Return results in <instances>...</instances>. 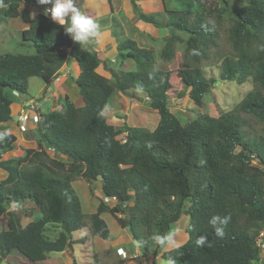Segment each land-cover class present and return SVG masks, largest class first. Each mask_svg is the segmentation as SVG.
Returning a JSON list of instances; mask_svg holds the SVG:
<instances>
[{
    "label": "trees",
    "instance_id": "obj_1",
    "mask_svg": "<svg viewBox=\"0 0 264 264\" xmlns=\"http://www.w3.org/2000/svg\"><path fill=\"white\" fill-rule=\"evenodd\" d=\"M44 2L0 0V12L6 18L18 17L22 3ZM168 3L162 11H143L137 0H130L137 20L167 31L158 54L130 37L117 38L116 60L130 61L133 69L110 68L95 49L85 47L73 13L62 22L36 13L18 32L20 45L33 47L34 53L0 54V124L12 119L14 92L26 94L33 76L52 83L70 58L79 67L72 80L82 101L77 105L64 95L59 108L39 111L37 146L23 148L21 156L3 158L16 148L17 138L0 130V168L7 173L0 179V216L13 204L31 205L40 212L23 226L8 219V228L0 231V261L17 251L39 262L50 252L83 242L72 241V233L83 228L91 236L112 239L102 217L109 213L128 230L143 257L187 215V242L163 252L164 260L264 262L258 245L264 229V0ZM176 58L179 64L172 67ZM215 64L220 79L238 84L250 79L252 88L218 116L195 111L194 118L182 122L169 107L173 75L182 84L178 96L188 95L202 107L216 80L206 77L203 69ZM101 65L110 77L98 72ZM134 89L158 112L154 129L107 122L104 110L110 98ZM79 179L88 184L101 180L103 194L114 197L115 203L99 200L95 211L84 212L72 186ZM49 224L60 227L54 239L44 235ZM113 251L102 253L108 257ZM117 262L122 261L103 264Z\"/></svg>",
    "mask_w": 264,
    "mask_h": 264
},
{
    "label": "rangeland",
    "instance_id": "obj_2",
    "mask_svg": "<svg viewBox=\"0 0 264 264\" xmlns=\"http://www.w3.org/2000/svg\"><path fill=\"white\" fill-rule=\"evenodd\" d=\"M49 1V0H48ZM66 1L65 7L70 9V12L73 13L74 19L80 23V33H81V43L85 47H92L93 49L98 52L99 57L105 61L108 66L115 70L119 69H133L134 65L130 61H126L125 63L121 64L118 60H116V45L114 43L117 40L114 37V30L117 33L119 39L124 37H130L134 39L139 45L145 46L148 48H152L157 54L160 48L163 45L162 37L167 34V31L164 29H158L150 24H146L137 20L134 16L132 11V6L130 4V0H97L96 4L90 5L91 0H78L75 2L74 0H58V2ZM138 3L141 5L143 11H156V10H163L164 7H169L168 0H137ZM55 1H50L49 7L55 8L56 12L53 14H49L46 12L45 7L42 4L32 3L30 5L22 3L19 7V16L13 18H6L0 12V54L3 52H22L33 54L34 48L30 46H22L20 45L21 38L18 34L20 30L27 27L29 21L32 17L38 13L43 12L48 14L52 17L53 20L62 22L63 16H57V8L61 7L60 3ZM83 3L89 4L88 7H83ZM78 4L79 6H76ZM45 5V4H44ZM95 6L96 10L93 9ZM112 10H111V8ZM77 8V10H76ZM87 10H90L87 12ZM68 12V13H70ZM90 13V14H89ZM98 13V16H94L92 14ZM99 25H109L110 28L106 27L104 30H99L97 33H94V29L98 28ZM83 31H82V30ZM114 29V30H113ZM114 37V38H113ZM71 63V64H70ZM179 64L178 58H176L175 62L173 63L172 67H175ZM63 65L64 67L69 69L70 75L78 74V65L74 59H68ZM63 67V66H62ZM62 69V68H61ZM98 72L110 77L109 71L103 69L102 65L97 68ZM204 74L208 78L216 79L211 91L204 96L203 105L202 107L196 106L192 100L187 96L180 98L178 93L182 89V84L179 78L176 75H173L171 79V87L169 89V107L170 110L176 114L182 122L190 120L194 118L196 112H206L212 116H218L223 112H226L232 109L242 98L243 96L252 88L251 80L249 79L243 84H238L234 80H222L219 78V64L206 66L203 69ZM70 81V80H69ZM61 85L59 88L56 86H50L46 84L41 78L37 76L30 77L28 81V90L26 94H19V97H16L15 103L21 102L27 96L35 97L39 99L41 110L48 111L51 109H56L60 107L59 101L55 102V105L52 107V101H45V90H48V95L52 92H55V96L58 95ZM68 88L67 91H64L68 94V96L74 100L78 97L80 98L78 88L75 83L70 81V84H66ZM63 89H61L60 92ZM9 92V91H7ZM63 94V93H62ZM63 96V95H62ZM138 96V98H134ZM51 97V96H50ZM52 98V97H51ZM81 99V98H80ZM75 102V101H74ZM13 104V103H12ZM18 106L14 105L11 108L12 116H15L18 111ZM30 111V110H29ZM30 113H32L30 111ZM104 114L106 116L107 122L112 124L115 127H120L123 123H127L131 126H140L146 127L148 129H154L159 120V114L156 110L152 109L148 102L146 96L142 94L141 91L136 89L131 91V94H123L120 92H116L109 100L107 107L104 110ZM14 120V118H13ZM18 120V119H16ZM19 124L16 121H7L0 124V128H7L9 130L19 131ZM257 127V132L260 130V126ZM22 132L25 134L28 130V127H25ZM20 132V131H19ZM32 133V132H31ZM34 135V131H33ZM121 138V136H119ZM17 145V143H16ZM50 155L56 156L57 154L54 153L53 150H49ZM3 173L7 174L0 168V179L4 176ZM101 181H92L91 183H86L84 180L79 179L72 183L73 188L75 189L77 195L80 198L81 206L84 212L90 213L95 211L96 206L99 200L105 201L106 204L109 206L113 205L112 201L104 200L103 193L100 187ZM13 207V206H10ZM9 207V208H10ZM32 209L25 210V213H19L20 222H23L28 219H33L35 217L40 216V212L37 211L36 208L31 207ZM18 209L15 212H19ZM6 214L5 218H9L11 214ZM118 216H121L118 214ZM103 219L109 226L112 240H104L99 237L92 236L94 239L92 241L91 250L89 248V256L93 254V251H101L97 254V258L100 259L102 264L104 262H109V255L108 257L103 256L104 250L111 248L112 251H117V247H120L123 253H126L125 250H128L126 254L131 255L133 258L125 259L124 264H149L150 260H152V255H148L149 257L147 260L141 256V249L140 246L136 241H134L127 231L126 228L120 227L114 217L109 213H103ZM186 215L181 216V219L173 225H171L170 229L168 230L165 240L161 245V250L171 249L178 245L183 244L188 240V235L186 230L184 229L185 226V219ZM1 219V218H0ZM189 224V218H188ZM7 227L2 225L0 222V231L6 230ZM86 229L88 235H90L87 228H83L81 230ZM60 230V227L57 225L49 224L45 227L44 235L52 239L54 237V232L58 234L57 231ZM80 232V234H79ZM56 234V235H57ZM74 237H84V233L79 231L73 232ZM79 239V238H78ZM115 241V245L113 242ZM82 242H75V252L73 253L70 249L66 250L65 252H50L47 254V260L43 262H37L39 264H65V259L71 261V256H75L76 264H98L95 261V255H91L89 259H91L90 263H82L81 261L84 260V257L81 256L82 249L84 246L81 245ZM72 244V245H73ZM98 244V245H97ZM123 246V248H122ZM101 248V249H98ZM96 249V250H95ZM125 249V250H124ZM103 250V251H102ZM98 251V252H99ZM156 255H158L159 249L155 248L153 251ZM86 252L83 254L85 255ZM97 253V252H96ZM121 253V252H120ZM66 257H65V256ZM115 255V252L112 253ZM125 255V254H124ZM262 257H264V253L261 252ZM117 257V255H115ZM118 258V257H117ZM125 258V257H124ZM31 263L27 258L19 254L17 251H12L4 260L0 261V264H29ZM122 264V263H120ZM151 264H171L170 262L164 260L160 256L155 258ZM259 264V263H258ZM260 264H264L261 262Z\"/></svg>",
    "mask_w": 264,
    "mask_h": 264
},
{
    "label": "crops",
    "instance_id": "obj_3",
    "mask_svg": "<svg viewBox=\"0 0 264 264\" xmlns=\"http://www.w3.org/2000/svg\"><path fill=\"white\" fill-rule=\"evenodd\" d=\"M99 1V0H98ZM57 3H60V2H57ZM56 3V4H57ZM67 2L66 1H62L60 4L62 5L61 7H59V8H57V10H58V12H57V16H63V15H65L66 13H68V12H70V9L71 8H69V11H68V8H66L65 7V4H66ZM97 3V0H91V2H90V5H93V4H96ZM89 6V4H85V3H83V7H88ZM93 9L94 10H96V8H95V6L93 7ZM90 10H87V12H89ZM56 12V11H55ZM90 14V13H89ZM92 15H94V16H98V13H96V14H92ZM106 27H108V28H110V26L109 25H99L98 26V28H96V29H94V33H97L99 30L101 31V30H104ZM24 29V28H23ZM82 30V29H81ZM114 30V29H113ZM83 31V30H82ZM114 37H116L115 39L117 40V38H118V36H117V33H116V31L114 30ZM113 37V38H114ZM114 45H116V42L114 43ZM96 50H98V49H96ZM72 58H70V60H71ZM71 64V63H70ZM65 65H63V67H62V69L60 70V72H59V74L57 75V77L52 81V83H50V84H48L49 85V87L50 86H56L57 88H59V85H61L60 87V89H58V91H59V93H58V95L57 96H55L54 94H55V92H52L51 94H50V96L52 97H50L49 95H48V90H45V101L47 100V101H49V103H50V100L52 101V104H51V106L53 107L54 105H55V102H57V101H59V103H60V99L64 96V95H68L67 93H65L64 91H67L68 90V88L66 87V84H70V81L71 82H73V80H72V78L73 77H75V76H77L78 74H76V75H70V72H69V69L68 68H66V67H64ZM78 72H79V69H78ZM70 80V81H69ZM74 83V82H73ZM61 89H63L62 91L63 92H60L61 91ZM63 93V94H62ZM63 95V96H62ZM20 96V95H19ZM19 96H16V97H19ZM70 98V97H69ZM71 99V98H70ZM72 101H73V99H71ZM31 101H35V104L37 105V108H38V110L39 111H42V112H45L44 110H41V107H40V103H42V101L41 102H39V99L38 98H35V97H29V96H27L26 98H24L21 102H18V103H15V102H13V104L11 105V108L13 107V109H15L14 108V105H18L19 104V106H18V111H21V109L23 108V106L24 105H26V104H28L29 102H31ZM75 101V103L77 104V105H81L82 104V101H81V99L78 97L76 100H74ZM58 107V106H57ZM56 107V108H57ZM13 118H14V120H13ZM18 118V115H15V116H12V119L10 120V121H15L16 119ZM28 124H29V127H28V130L29 131H27L25 134H23L22 132L23 131H15V130H9V129H7V128H0V130H4V131H7V132H11V133H13L15 136H16V138H17V140H16V143H17V145H16V148L14 149V150H12V151H10V152H8V153H6V154H4L3 155V158L4 159H6V158H9V157H17V156H21L22 155V149L23 148H36V146H37V142H36V140H35V134L33 135V131H34V128H35V124L34 123H32L31 121H29L28 122ZM32 132V133H31ZM56 157H59V155L57 154L56 155ZM3 177L2 178H4V177H6V174L5 173H3ZM27 209H29V210H31L32 208L31 207H29V206H27L26 208L25 207H21V209H20V211L19 212H15V211H17L18 210V208L17 207H15V206H13V207H10L9 208V214H11V216H10V219H11V224L12 225H14V226H18V225H25V223L26 222H28L30 219H28V220H26V221H24L23 220V222H20V216H19V213H25L26 211L25 210H27ZM4 216L6 217V215H3V216H0V222H1V224L2 225H4V226H6V227H8V220H7V218H5L4 219ZM188 216L186 217V219H185V226L187 227V224H188ZM47 227V226H46ZM186 227L184 228L185 230H186ZM81 232H83L84 233V237L82 238V237H79V235L77 236V237H74V234L72 233V241H80L81 239L80 238H82L83 239V242L81 243V245H83L84 246V249H82V252L84 253V252H86L85 253V255L82 253L81 254V256L82 257H84V260H82L81 262L82 263H90L91 262V259H89V257H91V255H94V254H96V252L97 253H100L101 251H96V252H94L93 251V254H91L90 256H89V251L91 250V243H92V241H93V239L95 238H93L92 236H89L88 235V232L86 231V229H84V230H80ZM128 231V230H127ZM57 232H59V231H57ZM57 233L56 232H54V237L53 238H55L57 235H56ZM79 234H80V232H79ZM52 238V239H53ZM79 238V239H78ZM95 240V239H94ZM112 240V239H111ZM113 244L115 245V241L113 242ZM98 245V244H97ZM88 247H90V250H89V248ZM117 248H120V247H117ZM122 248H123V246H122ZM68 249H70L73 253L75 252V247H74V244L71 246V247H67V248H65L62 252H65V254H66V250H68ZM98 249H101V248H98ZM157 249V248H156ZM96 250V249H95ZM106 250V249H105ZM104 250V251H105ZM125 250V249H124ZM167 250H169V249H166V250H161L160 251V253H158V255H156L154 252L153 253H151L150 255H152V260H150V262H149V264H151L153 261H155V258H157V256H160L161 257V254H162V252H164V251H167ZM103 251V250H102ZM113 252H115V251H113ZM112 252V253H113ZM125 252L127 253V252H129L128 250H125ZM112 253H110V256H109V258L111 259V261H118V258L115 256L116 255V253H115V255H112ZM67 255V254H66ZM129 255V254H128ZM65 256V255H64ZM141 256H142V254H141ZM66 257V256H65ZM129 257L130 258H133L132 257V254L131 255H129ZM143 257V256H142ZM144 259H148L149 257H143ZM71 261H69L68 259H65V264H76V258H75V256H71ZM45 260H47V255H46V258L44 259V260H42V261H40V262H43V261H45ZM29 264H39V263H29ZM122 264H124V263H122ZM126 264H127V262H126Z\"/></svg>",
    "mask_w": 264,
    "mask_h": 264
},
{
    "label": "clouds",
    "instance_id": "obj_4",
    "mask_svg": "<svg viewBox=\"0 0 264 264\" xmlns=\"http://www.w3.org/2000/svg\"><path fill=\"white\" fill-rule=\"evenodd\" d=\"M50 1H55V2H58V0H45V2H44V4H42L44 7H45V10H46V12L47 13H49V14H53V13H55V8H50L49 7V3H50ZM55 5H57V4H55ZM47 8H49L50 9V12H48L47 11ZM70 13H72V12H70ZM14 94L16 95V96H19V94L18 93H16V92H14ZM31 106H33V108H31ZM58 108V107H57ZM32 112V113H30V111ZM22 111H27L28 112V114H29V116H30V118H29V120L27 121V123H26V127H29V124H28V122L29 121H31L32 123H36L37 121H38V119H37V121H33L32 120V115L34 114V115H36L37 116V118H39L38 117V112H39V110H38V108H37V105L35 104V101H31V102H29L28 104H26V105H24L23 106V108L21 109V111H19L16 115H18V120H15L16 121V123L18 124L19 123V114H21V112ZM11 114H12V111H11ZM19 131H23V130H20V128H19ZM23 132H25V131H23ZM4 171V170H3ZM2 179V178H1ZM97 181V180H96ZM101 181V180H100ZM94 182V181H93ZM101 184H102V182H101ZM101 184H100V187H101ZM103 193V192H102ZM103 197H105V199L104 200H106V201H112L113 202V204L115 203V198L114 197H107V196H105V195H103ZM105 202V201H104ZM11 206H15V207H17L18 209H21V207H18V206H16V204H13V205H11ZM29 207H32L31 205H28ZM6 215V214H5ZM1 216H3V215H1ZM183 216V215H182ZM187 216V215H186ZM189 217V216H188ZM10 218V217H9ZM9 218H7V220L9 219ZM181 219V218H180ZM30 221V220H29ZM27 223V222H26ZM25 223V224H26ZM21 226H23V225H21ZM187 226H188V224H187ZM8 228V227H7ZM186 229H187V227H186ZM59 233V232H58ZM187 233V232H186ZM263 233V234H262ZM58 235V234H57ZM166 237V236H165ZM83 238V237H82ZM82 238H80V239H82ZM54 239V238H53ZM165 240V238H163V240L160 242V245L159 246H157V247H155V248H158L159 249V252L161 251V245H162V243H163V241ZM75 242V241H74ZM187 242V241H186ZM185 243V242H184ZM258 245L260 246V248H261V252H263L264 253V229L261 231V233H260V237L258 238ZM67 248V247H66ZM154 248V249H155ZM115 251V250H114ZM154 251V250H153ZM121 252V253H120ZM165 252V251H164ZM19 253V252H18ZM117 255H118V258L122 261V262H117V263H114V264H120V263H124L125 262V259H127V258H129V255H127L126 253H123V251H122V249L121 248H117V251L115 252ZM153 253V252H152ZM163 253V252H162ZM20 254V253H19ZM96 254H99V253H96ZM125 254V255H124ZM150 255V254H149ZM162 255V254H161ZM262 256V255H261ZM125 257V258H124ZM26 258V257H25ZM42 261V260H41ZM40 262V261H39ZM261 262H263V261H259V264L261 263ZM32 263V262H31ZM98 264H100V263H98ZM258 264V263H257Z\"/></svg>",
    "mask_w": 264,
    "mask_h": 264
},
{
    "label": "built area",
    "instance_id": "obj_5",
    "mask_svg": "<svg viewBox=\"0 0 264 264\" xmlns=\"http://www.w3.org/2000/svg\"><path fill=\"white\" fill-rule=\"evenodd\" d=\"M47 11L50 12V9L47 8ZM31 108H33V106H31ZM29 118H30V116H29L27 111H22L21 114H19V123H20L19 128H20V130L25 129V127H26L25 125H26L27 121L29 120ZM37 119H38L37 116L33 114L32 120L35 122V121H37Z\"/></svg>",
    "mask_w": 264,
    "mask_h": 264
},
{
    "label": "water",
    "instance_id": "obj_6",
    "mask_svg": "<svg viewBox=\"0 0 264 264\" xmlns=\"http://www.w3.org/2000/svg\"><path fill=\"white\" fill-rule=\"evenodd\" d=\"M148 102V101H147Z\"/></svg>",
    "mask_w": 264,
    "mask_h": 264
}]
</instances>
